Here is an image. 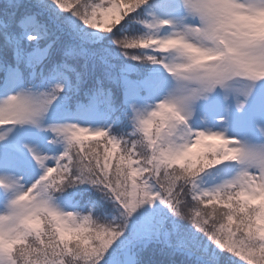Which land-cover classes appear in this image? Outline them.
<instances>
[{
  "label": "snow or ice",
  "instance_id": "obj_1",
  "mask_svg": "<svg viewBox=\"0 0 264 264\" xmlns=\"http://www.w3.org/2000/svg\"><path fill=\"white\" fill-rule=\"evenodd\" d=\"M0 264H264V0H0Z\"/></svg>",
  "mask_w": 264,
  "mask_h": 264
}]
</instances>
